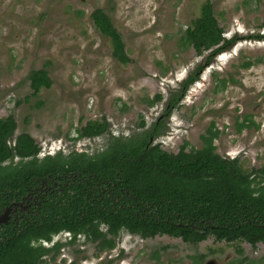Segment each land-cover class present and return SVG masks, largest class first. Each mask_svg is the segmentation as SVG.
I'll return each mask as SVG.
<instances>
[{
    "label": "rangeland",
    "instance_id": "obj_1",
    "mask_svg": "<svg viewBox=\"0 0 264 264\" xmlns=\"http://www.w3.org/2000/svg\"><path fill=\"white\" fill-rule=\"evenodd\" d=\"M205 1L0 0V117L16 119L14 139L31 135L41 147V157L59 151L94 155L113 137L149 129L181 83L210 54L198 56L182 43ZM212 2L224 36L238 37L237 44L215 57L178 108H172L168 131L156 143L174 154L185 144L187 151L201 149L203 135L214 125L220 132L217 153L237 158L249 172L264 176V40L248 39L264 35V0ZM96 9H104L122 34L129 65L113 57L110 40L95 28L91 14ZM248 61L255 65L244 68ZM46 65L53 85L34 97L28 76ZM246 116L259 128L239 132L236 123ZM89 121L105 122L107 133L77 139L78 130ZM70 239L61 234L52 240L65 244L46 264H197L191 257L200 254H209L206 261L224 264L231 255L236 257L238 247L264 258L262 244L252 248L215 238L191 245L124 231L117 247L106 252L82 236L71 244Z\"/></svg>",
    "mask_w": 264,
    "mask_h": 264
},
{
    "label": "trees",
    "instance_id": "obj_2",
    "mask_svg": "<svg viewBox=\"0 0 264 264\" xmlns=\"http://www.w3.org/2000/svg\"><path fill=\"white\" fill-rule=\"evenodd\" d=\"M91 19L110 40L113 57L129 65L126 44L111 16L96 9ZM224 34L212 0H206L182 43L198 56L210 54L181 83L162 118L139 134L113 137L105 150L94 155L59 151L41 157V147L31 135L23 133L14 139L18 128L14 116L0 117V208L30 204L29 213L0 232V264H46L47 257L55 260L64 245L58 242L47 247L43 241L52 242L62 232L98 242L99 252L114 250L124 231L143 239L182 238L188 244L208 238L264 243V176L249 172L237 158L217 153L215 140L220 132L214 125L203 135L201 149L187 151L185 144L174 154L156 143L168 131L166 121L172 108H178L215 57L237 44L238 37L227 39ZM248 39L263 41L264 35ZM253 65L254 61H248L243 67ZM28 78L34 97L53 85L48 65L31 71ZM236 125L239 132L259 128L252 116ZM106 133L105 122L89 121L78 130L77 139ZM33 197H38V204L29 200Z\"/></svg>",
    "mask_w": 264,
    "mask_h": 264
},
{
    "label": "flooded vegetation",
    "instance_id": "obj_3",
    "mask_svg": "<svg viewBox=\"0 0 264 264\" xmlns=\"http://www.w3.org/2000/svg\"><path fill=\"white\" fill-rule=\"evenodd\" d=\"M162 117H163V114L159 118H162ZM56 184L58 185L59 183L56 182ZM29 200H32V203L34 205L39 203L38 202V197L29 198ZM14 204H16V203H14ZM14 204L8 205V206H6L4 208H0V218H2V219L5 218L6 219V223L4 222V223H2L0 225V232L6 226H10V223H17L18 221H20L26 215V213L30 212L29 211L30 204H24L23 203V205H24L23 207L14 206ZM10 207H12V211L11 212H10ZM10 217H11V219H10ZM61 234H69L70 235L71 239L68 242L69 244H71L72 242H75L78 239V237H81V236L84 237L85 239H87L84 235H79L76 239H74L73 235L71 233H69V232H62V233L56 235L54 238H56L57 236H59ZM164 236H166V235H164ZM157 237H159V236H157ZM172 238H174V237H172ZM151 239H153V238H151ZM175 239H182V238H175ZM209 239L210 238H208L207 240H209ZM207 240H204L202 242H205ZM216 241H218V240H216ZM90 242H92V241H90ZM202 242H199L198 244H200ZM218 242H226V241H218ZM50 243L51 242L43 241V244L45 246H47V247H48V244H50ZM56 243H58V242H56ZM60 243H62V242H60ZM92 243H94V242H92ZM226 243H228V242H226ZM54 244L55 243H53V245ZM62 244L64 245L65 243H62ZM198 244H191V245H198ZM228 244H234V245L239 244V245H241V244H244V243H238L237 242V243H228ZM247 244H249L252 248L258 246L259 244L264 245V243H257L256 245H253L251 243H247ZM96 245L98 246V242H96ZM236 254L237 255H236L235 258H234L233 255H231V257L227 261H225L224 264H262L264 262V258L263 257L260 256L258 258H255V257H253L254 254H252V253L249 254V253L245 252V250L240 248V247H238L236 249ZM208 256H209V254L208 255L200 254V255L192 256L191 259L197 264H202V263L203 264H219L218 261H216L215 259H211V260L206 261Z\"/></svg>",
    "mask_w": 264,
    "mask_h": 264
},
{
    "label": "water",
    "instance_id": "obj_4",
    "mask_svg": "<svg viewBox=\"0 0 264 264\" xmlns=\"http://www.w3.org/2000/svg\"><path fill=\"white\" fill-rule=\"evenodd\" d=\"M14 206H19V207H23L24 205H23V203H16V204H14ZM12 211V207H10V212ZM5 217V216H4ZM10 219H11V217H10ZM6 223V219L5 218H0V225L2 224V223Z\"/></svg>",
    "mask_w": 264,
    "mask_h": 264
}]
</instances>
